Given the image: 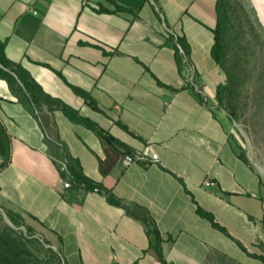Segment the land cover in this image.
I'll return each mask as SVG.
<instances>
[{
    "label": "crops",
    "instance_id": "1",
    "mask_svg": "<svg viewBox=\"0 0 264 264\" xmlns=\"http://www.w3.org/2000/svg\"><path fill=\"white\" fill-rule=\"evenodd\" d=\"M116 1L135 14L104 13L102 5L114 10L104 0H0V50L46 96L159 161L126 168L122 157L102 175L107 139L51 102L35 104L18 75L0 77V117L13 139L0 210L43 227L66 264H162L149 251L145 217L169 263L264 264L261 176L216 106L227 81L212 55L218 0ZM167 31L186 38L198 89L187 86ZM64 158L129 211L98 191L65 187Z\"/></svg>",
    "mask_w": 264,
    "mask_h": 264
},
{
    "label": "rangeland",
    "instance_id": "2",
    "mask_svg": "<svg viewBox=\"0 0 264 264\" xmlns=\"http://www.w3.org/2000/svg\"><path fill=\"white\" fill-rule=\"evenodd\" d=\"M218 1L227 93L216 106L229 117L242 156L264 188V19L250 0ZM0 232L9 234L16 247L23 243L40 264H64L45 229L26 216L0 210Z\"/></svg>",
    "mask_w": 264,
    "mask_h": 264
},
{
    "label": "trees",
    "instance_id": "3",
    "mask_svg": "<svg viewBox=\"0 0 264 264\" xmlns=\"http://www.w3.org/2000/svg\"><path fill=\"white\" fill-rule=\"evenodd\" d=\"M104 1H106L107 3H109L114 7V10L111 11L107 8H104V6L102 5L100 11H103L104 13H119V14L126 13V15L135 14V12L132 9H129L127 8V6L118 3L116 0H104ZM218 11H219V1H218ZM219 18H220V13H219ZM219 18H218V27L217 30H215L216 41H214V45L212 48V55L215 61L221 67V69H223L221 65L222 57H223L222 56L223 46L221 43L222 40L220 39ZM167 37L169 38L168 40L170 41L171 45L176 50V55L178 60L177 64L179 66V69L181 72H184L185 66L192 62L191 52L189 45L186 42V38L172 35L168 31H167ZM180 48L183 49V53L181 52ZM185 58H187V61ZM13 74L18 75L24 87L32 96L35 104L39 103V101L41 100L51 102L52 104L55 105V107L61 109L64 112V114L72 121L77 122V124H82L86 126L88 129L96 132L101 138L108 139V146L107 149L105 150L106 158L100 161V170L102 175L105 176L111 173L114 167L119 162V160L122 157H124L126 154H135L133 152L134 150L131 149L126 144L122 143V141L109 138L108 135L104 131H102L96 123L88 119L81 118L76 112H74L72 109H70L60 101H55L54 99L46 96L43 93V91L40 89V87L33 83L32 79L30 78V76H28V74L23 73L17 64H14L11 60L6 58V55L2 48L0 50V77H7V78H11V80H14L15 77L13 76ZM224 87H225L224 85H221L217 89L216 99L220 103L223 102V96H225V94L227 93V90H225ZM78 94H80L86 100H90L91 106L96 108V104L93 101H91L90 96L87 93L78 91ZM3 124L4 123L2 122L0 117V157L5 162L9 163L11 160L13 139L9 135L6 127ZM242 155H240L241 158L246 160ZM68 169L69 172L62 173V175L63 176L68 175L72 183H74L76 186L86 190L98 191L99 193L105 195L109 203L129 211L128 207L125 204H123L119 198L116 197L113 191L87 178L83 174L82 167L78 161L69 159ZM198 211L200 215L210 219L211 224L215 228L223 231V229L215 223L216 222L215 219L212 216H210V214L205 213L201 209H199ZM142 222L145 225L146 233L150 239L149 251L153 252L156 258L162 264H172L169 263L165 258L163 243H166V241L164 240L156 223L153 221L152 218L149 217L143 218ZM172 241L173 239L172 237H170L167 242H172ZM20 246L21 247L18 246L16 247V243L14 242V239H12V237L9 234H6V232H0V264H40L39 262L40 260L37 257L31 255V253L28 251V249L24 246L23 243ZM59 254H60V249H59ZM61 260L63 261L64 264H66L62 257Z\"/></svg>",
    "mask_w": 264,
    "mask_h": 264
},
{
    "label": "built area",
    "instance_id": "4",
    "mask_svg": "<svg viewBox=\"0 0 264 264\" xmlns=\"http://www.w3.org/2000/svg\"><path fill=\"white\" fill-rule=\"evenodd\" d=\"M174 35V34H172ZM178 40V39H177ZM181 52L183 53V49L180 48ZM187 61V58H185ZM185 79L187 81V86L189 88L192 89H198L197 88V83H196V75H195V71L192 67L191 64H188L185 66ZM159 161V156L156 153H153L152 155H144V154H126L123 158H122V163L123 165L127 168L130 167L131 165L135 164V163H144V165H150L153 163H156ZM69 159L68 158H64L63 161H61L60 163V173H65V172H69ZM64 185L67 188L72 187V182L71 181H67L64 180ZM205 184L207 186L211 185L213 186V183L211 182V180H206ZM158 264V263H157Z\"/></svg>",
    "mask_w": 264,
    "mask_h": 264
},
{
    "label": "bare ground",
    "instance_id": "5",
    "mask_svg": "<svg viewBox=\"0 0 264 264\" xmlns=\"http://www.w3.org/2000/svg\"><path fill=\"white\" fill-rule=\"evenodd\" d=\"M252 5L255 7L264 19V0H250Z\"/></svg>",
    "mask_w": 264,
    "mask_h": 264
},
{
    "label": "water",
    "instance_id": "6",
    "mask_svg": "<svg viewBox=\"0 0 264 264\" xmlns=\"http://www.w3.org/2000/svg\"><path fill=\"white\" fill-rule=\"evenodd\" d=\"M108 140V139H107ZM5 165H6V162L4 161V160H2L1 162H0V169H3L4 167H5Z\"/></svg>",
    "mask_w": 264,
    "mask_h": 264
}]
</instances>
